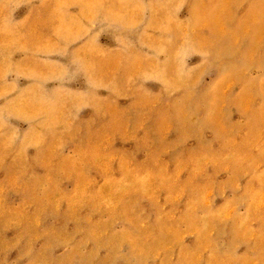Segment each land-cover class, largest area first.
Instances as JSON below:
<instances>
[{"label": "rangeland", "instance_id": "1", "mask_svg": "<svg viewBox=\"0 0 264 264\" xmlns=\"http://www.w3.org/2000/svg\"><path fill=\"white\" fill-rule=\"evenodd\" d=\"M0 264H264V0H0Z\"/></svg>", "mask_w": 264, "mask_h": 264}]
</instances>
